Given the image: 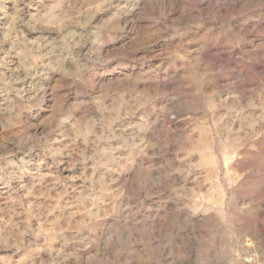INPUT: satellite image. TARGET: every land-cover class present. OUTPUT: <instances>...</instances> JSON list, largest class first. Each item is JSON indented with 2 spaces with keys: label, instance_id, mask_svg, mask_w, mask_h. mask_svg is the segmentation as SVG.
Returning <instances> with one entry per match:
<instances>
[{
  "label": "rangeland",
  "instance_id": "1",
  "mask_svg": "<svg viewBox=\"0 0 264 264\" xmlns=\"http://www.w3.org/2000/svg\"><path fill=\"white\" fill-rule=\"evenodd\" d=\"M0 264H264V0H0Z\"/></svg>",
  "mask_w": 264,
  "mask_h": 264
}]
</instances>
